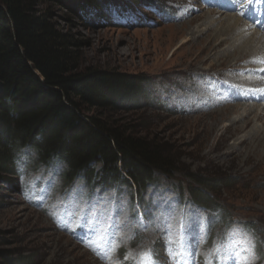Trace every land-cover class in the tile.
I'll list each match as a JSON object with an SVG mask.
<instances>
[{"label":"rangeland","instance_id":"rangeland-1","mask_svg":"<svg viewBox=\"0 0 264 264\" xmlns=\"http://www.w3.org/2000/svg\"><path fill=\"white\" fill-rule=\"evenodd\" d=\"M153 1L164 12L175 10L177 14L163 23L144 9L138 16L145 13L151 21L142 26H135L134 21L133 27L115 14L118 27H112L90 12L75 19L57 6H42L51 7L61 27L82 41V70L137 75L150 86V101L139 99L110 116L118 124L129 126L135 135L164 146L177 162L178 172L173 177L162 175L158 183L143 191V202L153 213L152 222L140 214L135 218L141 205L136 186L99 192L87 187L82 178L66 185L65 164L37 166L36 154L23 149L15 162L14 175L0 172L1 263L3 252L8 251L10 262L4 264H141L143 258L146 264H174L179 255L184 256L182 252L196 264H264V150L251 153L242 146L233 147L236 137L222 138L220 129L230 121L214 129L216 118L221 116L218 112L229 104H240L241 109L245 105L264 106L237 102L229 94H225L227 103L216 99L218 93L212 87L224 74L208 71L211 66L228 71L236 56L218 62L213 55L202 53L204 44L197 39L194 45L180 49L181 40L170 46L176 29L194 16L205 15L208 0ZM179 11H185L182 19L177 16ZM213 12L219 19L220 12ZM221 27L222 22H214V30ZM213 73L218 80L193 84L195 75ZM227 80L234 81L232 77ZM188 92L198 97L200 106L193 104ZM263 125L256 124L258 128ZM188 174L220 183L213 198L229 218L216 225L210 239L204 237L205 225L214 217L206 209L213 208L192 199L189 191L193 181ZM181 190L191 202L180 203ZM171 229L178 235H168ZM140 234L142 238L135 243Z\"/></svg>","mask_w":264,"mask_h":264},{"label":"trees","instance_id":"trees-1","mask_svg":"<svg viewBox=\"0 0 264 264\" xmlns=\"http://www.w3.org/2000/svg\"><path fill=\"white\" fill-rule=\"evenodd\" d=\"M44 5L57 6L75 19L90 12L112 27H118L115 14L132 27L133 20L135 26L149 23L138 16L142 6L166 19L153 0H0V172L14 175L15 162L26 149L36 154L37 166L65 164L66 185L82 178L93 189L136 186L144 204L143 191L162 175L173 177L177 162L164 146L135 135L110 113L139 99L150 101V86L137 75L82 70V41ZM188 177L196 204L221 210L226 221V209L213 198L220 183ZM2 256L0 264L10 262V252Z\"/></svg>","mask_w":264,"mask_h":264},{"label":"bare ground","instance_id":"bare-ground-1","mask_svg":"<svg viewBox=\"0 0 264 264\" xmlns=\"http://www.w3.org/2000/svg\"><path fill=\"white\" fill-rule=\"evenodd\" d=\"M200 10L202 11V13L204 12V10L202 9ZM226 13L228 12L227 11L220 12L219 13L220 16H218L219 19L215 18L216 14L214 16V12L212 10H208L205 13V15H198L197 17L194 16L193 17L194 19L188 21L186 24L176 29L172 33L171 38H170V46L172 47L176 45L181 40L182 44L178 46V48L180 49L184 45H187L190 43L194 45L195 39H197L199 40L200 43L204 44L202 53H206V56H209V57L210 55L211 56L213 55L214 57H216L215 60L218 62H220L221 60H225V59L233 60L231 58L233 56H236V59L232 61V63H230V66L228 68H226L228 69V72L232 73V75L230 76L232 77V79H234L235 76H237L238 73L243 72L246 67L252 68L255 63H258L257 60L261 59L262 56L259 55L261 41L257 37L258 33L255 34L253 32V35L251 34L249 36L245 34L246 33L245 32L246 23L243 22L242 18H239V17L235 18V17L227 15ZM202 19H205V22L200 23ZM214 22L216 23L222 22L223 27H221L218 30L217 29L214 30L213 29ZM195 25L197 26L194 27ZM246 64H250V65H246ZM215 67L211 66L210 68L211 70H209L208 72H211V73L217 72L219 75H222L223 70H214ZM195 76L197 77L206 76V74H200V75L197 74ZM205 83L207 84V81ZM237 83L240 84L241 82H237ZM246 84L247 82L245 80V85ZM213 100H214V97H213ZM223 102H225V100H223ZM240 107H241L240 104H229L223 110L219 111L218 114L220 115L221 113V116H220V119L216 118L214 129L218 130L219 129V127H217L218 125L220 124L222 125L230 121L231 124L226 125L224 128L220 129V131L222 132V135H221L222 138L236 137V140L234 139L235 141L233 143V147L242 146L247 150L250 149L251 153L252 152L255 153L261 148H263L264 150V128H258L256 126L257 123H264V107L262 108V107L254 106V107L245 108L246 105L244 107L245 109L244 108L241 109ZM234 115L236 119H232V116ZM250 136H253L251 141L248 140V137L250 138ZM220 142L222 141L220 140ZM247 153L248 152H246L245 157L247 156Z\"/></svg>","mask_w":264,"mask_h":264},{"label":"snow or ice","instance_id":"snow-or-ice-1","mask_svg":"<svg viewBox=\"0 0 264 264\" xmlns=\"http://www.w3.org/2000/svg\"><path fill=\"white\" fill-rule=\"evenodd\" d=\"M235 3H240V0H234ZM253 2H256V3H264V0H249V3H253ZM264 62V61H262Z\"/></svg>","mask_w":264,"mask_h":264}]
</instances>
